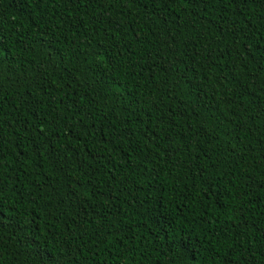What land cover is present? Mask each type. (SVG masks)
Instances as JSON below:
<instances>
[{"label":"trees","instance_id":"obj_1","mask_svg":"<svg viewBox=\"0 0 264 264\" xmlns=\"http://www.w3.org/2000/svg\"><path fill=\"white\" fill-rule=\"evenodd\" d=\"M0 264H264V0H0Z\"/></svg>","mask_w":264,"mask_h":264},{"label":"snow or ice","instance_id":"obj_2","mask_svg":"<svg viewBox=\"0 0 264 264\" xmlns=\"http://www.w3.org/2000/svg\"><path fill=\"white\" fill-rule=\"evenodd\" d=\"M0 43H2V41H0Z\"/></svg>","mask_w":264,"mask_h":264}]
</instances>
